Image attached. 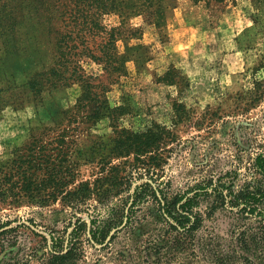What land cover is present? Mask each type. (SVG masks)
I'll use <instances>...</instances> for the list:
<instances>
[{
    "label": "rangeland",
    "instance_id": "374dc122",
    "mask_svg": "<svg viewBox=\"0 0 264 264\" xmlns=\"http://www.w3.org/2000/svg\"><path fill=\"white\" fill-rule=\"evenodd\" d=\"M75 2L0 0V20L17 29L11 45L15 56L7 60V53L0 44L1 90L7 81L25 85L35 72L46 71L57 54L54 40L57 31L50 32L39 24L33 31L28 28L35 15L33 8L37 6L39 14L49 16V23L62 33L65 32L63 18L88 10ZM162 8L165 22L160 31L143 19L135 18L132 24L140 27L139 34L128 41H116L113 52L119 63L124 64L123 75L118 77L113 72L110 75L102 65L85 57L80 58L79 66L86 75L94 78L96 84L108 88L104 97L110 107L121 104L123 97L128 99L132 111L118 120L119 128L135 131L150 127L165 132L159 149L161 162L153 171V178L162 182L160 188L164 192L185 191L225 174L228 177L222 182H227L234 174L237 177L233 180L242 181L251 174L248 171L252 160L264 143V97L260 95L264 89V72L256 71L264 57L263 0H238L235 4L209 9L192 6L187 0H165ZM117 23V18L112 15L102 18L106 29ZM99 43V38L89 39L93 49ZM170 66L182 72L187 86H168L161 81ZM70 83L56 89L45 87L36 101L27 100L26 91L17 89L25 98L22 106H6L0 114L1 160L7 159L10 150L28 141L30 135L39 133L40 128L55 126L60 111L73 108L81 87L77 82ZM70 130H74L69 139L73 154L68 161L74 172H57L53 180L55 189L61 188V191L53 196L47 197L42 191L49 186L46 172H30L37 177L35 183L39 194L32 197L21 193L19 198H9L4 194L8 188L5 172H0V264H46L48 253L43 237L49 240L53 235L70 233L76 218L87 227L91 221L106 218L121 206V200L126 198L128 191L131 193L135 184L146 180L147 177H143L126 190L117 185L114 177L128 178L129 172H98L100 155L95 153V145L114 137L107 119L93 126L79 120L70 126ZM51 136L54 133H49L48 137ZM44 140H48L47 137ZM90 152L93 155H89ZM85 157L89 158L87 162L82 160ZM125 160L132 162V156L112 158L110 162L117 165ZM84 184L93 191L91 198L68 203V195ZM207 202L209 204L211 199ZM206 207L204 202L202 210ZM233 216L220 209L214 212L209 221L203 222L193 245L209 242V234L214 233L218 250L230 257L238 228ZM131 224L115 233L104 249L94 250L85 241L88 237L83 236L79 248L86 264L137 263L140 259L128 253V245L144 240L154 228H162L153 202L142 203ZM193 245V251L181 250L171 262H217L214 248H207L211 253H206L199 251L201 246L197 249ZM68 264L84 262L78 259Z\"/></svg>",
    "mask_w": 264,
    "mask_h": 264
},
{
    "label": "trees",
    "instance_id": "16d2710c",
    "mask_svg": "<svg viewBox=\"0 0 264 264\" xmlns=\"http://www.w3.org/2000/svg\"><path fill=\"white\" fill-rule=\"evenodd\" d=\"M164 1L78 0L77 2L76 0L75 3L78 6H84L88 10L71 13L63 20L61 19L65 31L62 33H58V29L49 23L51 20L49 16L39 14L37 6L33 8L35 15L30 19L28 28L33 31L39 24L44 25L50 32L57 31L58 36L54 37L57 54L46 71L35 72L25 85L7 81L6 87L0 89V114L6 106L21 107L25 101L24 91L27 93L26 99L36 101L41 98L45 87L56 89L59 85L67 86L71 84L70 82H77L80 84L81 94L73 108L60 111L58 119L54 122L55 126L40 128V132L30 135L29 140L24 144L10 150L7 153V159H0V172H5L4 181L8 187L4 194H7L9 198H19L21 193L32 197L38 195L40 190L35 183L37 177L30 172H46L45 178L49 186L42 190L46 193L45 196L51 197L61 191V188L55 189L53 179H56L57 172H74L68 161L73 154L69 139L72 135L70 133L74 130H70V126L79 123V120L93 126L107 119L113 128V138L108 139V142L95 145L97 146L95 153L100 155L98 172H129L128 178L114 177L117 185L124 186L126 190H129L135 181L147 177L146 180L135 184L131 193L128 191L126 198L121 200L123 201L121 206L116 208V211L112 210L114 213H109L106 218L98 222L91 221L89 227L76 218L75 223L79 221L81 223L77 225L74 223L70 233L61 236L53 235L49 240L43 237L48 253L46 264H68L78 259L86 264L79 248L83 236L88 237L85 241L90 243L94 250L104 249L115 233L132 225L131 222L135 220V213L140 209L141 204L149 201L153 202L157 209L162 228H154L144 240L128 245V253L140 259L134 264L143 262L177 264L171 262L172 257L181 250L186 253L191 250L194 237L202 229L203 222L209 221V218L219 209L234 215L233 222L238 226L237 236L233 240V254L229 257L222 254V251L220 253L214 233L209 234V242L204 241L200 244L201 247L193 246L197 249L200 247L199 251L204 250L206 253H211L206 250L207 248H214L217 258L215 264L226 262L227 264H264V143L260 152H257L252 160L251 169L248 171L251 174L244 180L239 182L233 180L237 177V174H234L233 178L222 182V179L228 177L225 174L215 180L208 179L185 191L168 194L160 188L162 182L153 178V171L161 162L159 149L163 143L162 134L165 132L150 127L135 131L119 128L118 120L131 114L132 111L128 99L123 97L121 104L110 107L104 97L108 88L101 83L96 84L94 78L86 75L79 66L80 58L85 57L102 65L110 75L113 73L118 77L123 75L124 64L119 63L113 52L116 41H128L139 34L140 27L132 24L135 18L143 19L147 25L160 31L165 22L162 8ZM170 1L178 2V0ZM187 1L192 6L209 9L216 5L235 4L238 0ZM110 15L116 17L118 23L106 29L102 24V18ZM254 22H257V19ZM69 27H71L70 30H68ZM15 33L17 29L12 24L0 20V44L7 53V60L16 55L12 53L11 47L15 40ZM32 38L35 39L34 36ZM95 38H99L100 43L96 49H93L89 45V39ZM261 70L264 72V57L256 68V71ZM161 81L168 86L179 88L187 86L184 75L174 66L167 69ZM17 89L23 90L22 95L18 94ZM260 95L264 97V89ZM49 133H54V136L48 137ZM46 137L48 140H44ZM89 155H93L92 152ZM130 156H132L130 163L125 160L112 165L110 162L112 158L128 159ZM82 160L87 162L89 158L85 157ZM121 165L123 167H120ZM132 179H134L133 182ZM96 188L98 190L100 187H94ZM89 190L87 184L77 188L68 195L70 197L68 203L89 200L93 195V191ZM210 199L211 202L208 204L207 201ZM204 202L207 207L202 210ZM110 214H113V217H110ZM240 223L241 225H238ZM121 256L125 255L121 254ZM145 259L150 260V263Z\"/></svg>",
    "mask_w": 264,
    "mask_h": 264
}]
</instances>
